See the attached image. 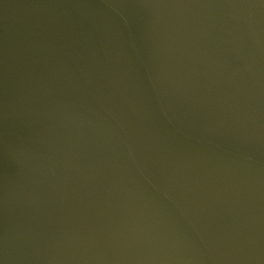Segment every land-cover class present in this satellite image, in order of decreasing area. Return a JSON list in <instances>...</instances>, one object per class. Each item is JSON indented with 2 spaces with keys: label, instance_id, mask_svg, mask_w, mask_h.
I'll list each match as a JSON object with an SVG mask.
<instances>
[{
  "label": "water",
  "instance_id": "1",
  "mask_svg": "<svg viewBox=\"0 0 264 264\" xmlns=\"http://www.w3.org/2000/svg\"><path fill=\"white\" fill-rule=\"evenodd\" d=\"M0 264H264V0H0Z\"/></svg>",
  "mask_w": 264,
  "mask_h": 264
}]
</instances>
